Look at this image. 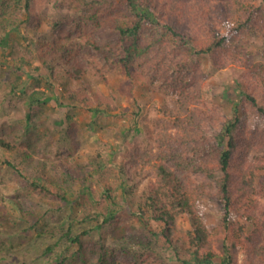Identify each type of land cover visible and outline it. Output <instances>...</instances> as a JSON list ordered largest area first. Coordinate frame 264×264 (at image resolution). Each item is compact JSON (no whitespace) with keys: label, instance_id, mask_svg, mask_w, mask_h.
<instances>
[{"label":"trees","instance_id":"1","mask_svg":"<svg viewBox=\"0 0 264 264\" xmlns=\"http://www.w3.org/2000/svg\"><path fill=\"white\" fill-rule=\"evenodd\" d=\"M34 1L0 0L2 52L13 51L11 47L18 44L17 35L23 24L32 31L39 30L40 22L38 24L32 14ZM65 1H68L67 7L73 5L81 23L77 36L80 45L100 52L110 66L122 67L134 84L158 83V89L173 98L176 108L172 109L165 99L159 111L178 133L162 129L153 134L154 131L145 125L147 141L124 148L120 158L114 157L112 170L107 162L99 164L98 183L92 182L94 173L89 174L79 181L73 198L67 195L59 181L67 175L60 163L55 164L54 174L49 173L47 166H39L28 183L39 198L36 194H26L30 204L57 211L76 201L81 213L77 218L80 224L96 221L97 230L107 225L112 231L114 226L120 225L121 240L127 218L138 224L142 232L153 221L158 229L145 231L148 233L139 237V245L130 242L127 254L133 260L129 264H264V129L261 139L253 142L244 136L245 120L237 115L236 106L230 119H220L212 111L200 108L205 106L201 79L206 76L200 57L207 55L216 69L240 63L241 59L255 79L249 82L238 75L235 80L238 103L249 104L253 116L264 121V80L261 82L258 76L264 75V69L252 65L251 59L260 54L264 57V51L242 50L244 41L264 37V0L259 5L247 0H167L165 9L188 24L187 30L165 20L164 9L155 0ZM103 22L109 29L105 41L87 32L89 25L97 29ZM54 24L58 26L59 22ZM20 37L30 51L29 54L23 51L19 61L29 69L13 63L7 65L4 86L11 94L17 89L24 93L32 89L25 114L28 127L33 109L39 105L41 97L47 96L46 88L38 89L45 85L52 91L54 80L65 91L64 98L79 113L101 111L104 115H112L122 101L132 95L131 84L120 85L107 96L84 86L74 90L73 80H79L90 69L101 71L73 53L64 54V48L44 47L32 35ZM111 37L117 39L113 46ZM56 42L68 41L58 38ZM32 59L44 63L50 75H36L40 65H32L35 63ZM59 74L63 77L59 78ZM65 119L67 133L74 141L78 128L76 114L67 112ZM211 124L216 125L217 130L208 136L203 128ZM0 150L20 156L16 146L4 139H0ZM252 151L254 156L249 159ZM31 160V156H23L15 164L6 161V165L18 177L28 179ZM191 173L204 175L208 183L204 186L215 189V198L222 205L221 218L211 230L203 222L197 206L205 197V189L187 181ZM126 182L132 186L126 187ZM10 200L15 208H25L26 200L19 192ZM33 213L38 223L42 218L40 210L35 209ZM181 215L188 218L190 228L184 248L173 239L176 220ZM6 216L0 214V236ZM118 219L122 222H117ZM98 220L102 223L98 224ZM58 232L50 230L52 235ZM47 233L38 232L37 236ZM86 233H73L70 225L63 231L60 239L65 240L66 250L72 249L66 258L72 256L83 264H91L82 242V235ZM114 237L118 239L115 233ZM5 241L11 240L3 235L0 242ZM56 260L57 264H63V259L57 257ZM98 260L102 259H95Z\"/></svg>","mask_w":264,"mask_h":264},{"label":"rangeland","instance_id":"2","mask_svg":"<svg viewBox=\"0 0 264 264\" xmlns=\"http://www.w3.org/2000/svg\"><path fill=\"white\" fill-rule=\"evenodd\" d=\"M155 1L160 7H163L165 20L177 28L188 29V24H184L178 15L169 9H165L167 0ZM247 1L254 5L263 2V0ZM67 2L65 0H35L32 5V14L35 15L38 24L40 22L39 30L32 31L23 24L20 34L17 35L18 44H13L11 47L13 51L6 50L4 53L0 49V139L16 146L20 152V156L18 154L14 156V154L0 150V214L7 215L1 230L2 236L5 235L11 240L10 242H0V264H57V257L63 259V264H83L78 258H72V256L66 258L72 249H65V240L60 239V235L63 234L68 225L71 226L73 233L87 232L82 235V242L91 264H129L133 260L127 254L130 242L139 245L141 242L139 237H142L143 233L145 235L148 233L145 231L158 229L157 224L150 221L147 224V229L144 228L142 232L138 224L127 218L126 226L124 225V239H119L121 238L120 225L113 227L115 236L118 238L115 239L110 226L105 225L101 230H97L94 227L96 221L80 224L77 218H80L81 213L76 201L72 205L65 204L55 211L48 206L35 208L25 197L26 194H36L35 197L39 198L38 194L33 193V190L28 187V183L33 179V175L39 166H47L49 173L54 174L55 164L60 163L63 169L67 171V175L60 177L59 181L68 193L67 195L73 198L76 197L79 181L89 174L94 173L96 177L93 176L92 182L98 183L96 178L99 177V164L107 162L110 170H112L113 165L111 164L114 157L120 158L124 148L130 149L134 144H142L147 141L148 133L145 125L154 131L153 134L162 129L171 134L178 133L170 120L159 111L165 99L172 109L176 108L173 98L168 94H163L158 89V83L134 84L122 67L110 66L100 52L92 50L89 46L80 45L77 36L80 33L81 23H79L77 12L72 8L73 5L71 8L67 7ZM54 22H59V25H55ZM106 24L103 22L97 29L89 25L87 32L105 41L109 33ZM223 33H226L225 29ZM22 35L27 38L32 35L35 41L41 45L44 44V47L48 46L55 49V46H58L64 48L66 51L64 54L73 53L74 56H78L87 63L90 62L92 67L101 71L100 73L90 69L79 80H73L71 87L74 90H80L84 86L107 96L112 90H117L120 85L131 84L133 86L132 95L126 97L119 109L112 115H104L101 111L79 113L64 98L65 91L54 80V84L50 87L53 89L55 85L53 92L49 91L45 85L38 89L43 91L46 88L47 96L41 97L39 105L33 109L30 127H28L25 122V114L28 107V94L32 89H28L27 93L17 89L14 94H11L9 89L4 86L7 65L13 63L21 67L20 55L23 54V51L29 54L30 50L20 37ZM58 38L68 42H56ZM111 38L113 46L117 39ZM242 47L243 51L263 52L264 37L244 41ZM251 59L252 65H259L264 69V57L261 54L254 55ZM32 60L35 61L32 65H40L36 75L42 77L50 75L44 63L37 62L35 59ZM200 60L206 74L201 79L205 91L202 95L205 106L201 105L200 108L212 111L220 119H230L234 116V108L237 107V115L245 120V138L253 142L260 140L261 134H263L264 121L253 116L249 104L238 103V89L235 84L239 74L250 82V80L255 79L252 77L254 73L247 70L241 59L238 60L240 63L234 62L222 69L213 67L207 55L201 56ZM22 67L29 69L28 66ZM12 74L14 75V72ZM58 76L59 78L63 77V74ZM258 76L263 82L264 75L260 73ZM70 111L76 114L78 125L74 141L70 140L71 138L67 133L65 119L66 113ZM212 125L203 128L204 133L208 136L217 130L216 125ZM23 156L32 157L31 162H29L31 168L28 179L18 177L17 173L6 165V161L15 164L21 158L23 159ZM253 156L252 151L249 159ZM19 170L24 171L23 168ZM24 175L28 176L26 172ZM187 181L192 186H203L205 189L203 191L205 197L197 202V206L203 222L211 230L219 222L222 208L219 200L215 198V189L207 187L206 178L200 173H191ZM205 184L207 186H204ZM125 186L131 187L132 185L130 182H126ZM18 192L26 200L25 208H15L10 200V197ZM119 203L120 205L123 204L121 198ZM35 209H39V214L42 216L38 223L35 222L34 218ZM122 212L125 213V211ZM117 222H122V220L118 219ZM100 223L102 220H98V224ZM127 225L131 228H128ZM53 229L59 230L57 235L50 233V230ZM189 229L188 218L185 215L179 216L174 227L173 239L182 248L188 243ZM45 231L48 232L46 236L45 234L37 236L38 232ZM50 246L52 250L46 251ZM59 254L61 257L57 256ZM96 258L102 259L101 262L99 260L96 262Z\"/></svg>","mask_w":264,"mask_h":264}]
</instances>
